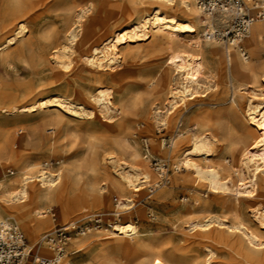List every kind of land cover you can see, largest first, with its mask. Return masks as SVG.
I'll return each mask as SVG.
<instances>
[{
  "label": "rangeland",
  "instance_id": "1",
  "mask_svg": "<svg viewBox=\"0 0 264 264\" xmlns=\"http://www.w3.org/2000/svg\"><path fill=\"white\" fill-rule=\"evenodd\" d=\"M146 1L90 0L86 6L90 9L79 21V10L70 6L71 4L68 5L69 0H59L49 7L41 19L39 31L35 26H26L18 38V46L49 36L56 44L71 45L76 51L84 35L85 23L93 16H103L106 5L113 7L117 17H124L110 23L109 30L112 35L128 27L136 9ZM178 2L179 0L177 4ZM167 14L178 20H186L174 11ZM203 30L204 26L198 24L199 37ZM72 31L76 35L75 40L70 39ZM151 34L148 40L132 41L121 46V58L111 68H72L69 72H64L69 75L68 78L55 75L51 49L42 54L40 73L31 76L26 71L27 64L20 62L17 54H0V108L12 109L15 105H21L23 100L36 99L38 96L45 100L62 97L75 104L82 102L86 114L80 118L71 116L65 109L45 108L20 116L0 110V129L4 126L7 130L6 142L0 147V185L8 183L9 190H15L19 186L21 177L17 159L25 153L39 162L43 169H49L52 173L62 171V181L51 193V200L37 207L45 212V218L49 222L47 226L31 236L20 220L9 217V222L20 227L34 253L47 257L52 256V253L41 243L44 235L70 223L89 222L98 215L104 222L114 224L130 216L143 234L134 241L129 239L125 244L128 251L119 254L113 251L117 239L114 236V224L107 231L96 230L89 235L75 237L68 245L67 256L62 264H98L102 261L136 264L133 262L135 246L144 251L141 257L144 261L156 254L167 264H200L210 261L212 264H251V260L245 258L248 247L243 236L229 232L227 222L234 221L240 211L244 225L264 243V225L254 216L253 207L244 204L233 207L226 197L214 201V195L209 193L205 182H199L197 186L189 177L182 182L186 170L177 172L172 166L174 160H168L175 150L172 148L170 135L179 116L181 122L177 131L183 130L186 133L183 138L191 133L205 134L195 117L215 114L218 115L224 131L231 134L241 132L244 128L243 113L248 98L245 88L250 79L232 77L221 81L214 76L207 84L208 89L202 88L194 100L188 101L187 106L182 107L172 121L173 129L167 125L163 127L160 123L154 124V112H165L162 101L166 103L167 91L163 76L171 69V62L165 45L158 43L156 34ZM251 34L246 38L244 48L249 55L248 62L253 67V74L260 79L264 72V41L251 45ZM207 44L203 42L204 48L208 47ZM215 45L224 52L221 44ZM204 59L207 68L217 67L216 62L212 63L206 56ZM222 60L225 61L224 55ZM170 81L175 83L178 80L172 74ZM254 86L264 89V83ZM97 87L109 91L112 106L109 111L98 108L95 116H92L89 115L91 109L87 102ZM233 98L235 104L232 103ZM235 105L237 108L233 110L232 106ZM123 128L126 129L125 136L120 132ZM58 137L65 144V148L60 151L53 150V142ZM24 139L32 147L27 152L21 150ZM142 140L148 142L152 157L161 162L162 171H158L154 163L144 159ZM186 147L187 144H184L183 148ZM110 157L113 159L110 160ZM216 157L221 161L223 159L231 179L235 181L236 176L231 167L234 168L236 163L231 154L221 147L214 148L212 157H209L210 165H215L213 163ZM134 160L146 163L154 178L141 185L138 193H133V189L128 187V194L122 195L114 191L111 185L119 177L122 167H125L124 163L135 165ZM196 160L201 161L202 158ZM45 162L52 163L53 166H43ZM56 162L60 164L55 165ZM70 167H73V173L69 176L67 171ZM92 193L105 198L99 207L91 206L90 198L86 201L85 195ZM196 197L205 202L202 206H206V211L200 213L193 210ZM125 207L133 208L125 211ZM22 210L33 215L30 206H24ZM115 213L117 216H113ZM208 219L212 223L209 228H205L203 223ZM217 220L225 222L226 225L218 226ZM195 224L199 226L192 228ZM192 240L196 242L187 245V241ZM101 249L107 250V253L100 258L96 257ZM250 250L252 255L264 257V247H252Z\"/></svg>",
  "mask_w": 264,
  "mask_h": 264
},
{
  "label": "bare ground",
  "instance_id": "2",
  "mask_svg": "<svg viewBox=\"0 0 264 264\" xmlns=\"http://www.w3.org/2000/svg\"><path fill=\"white\" fill-rule=\"evenodd\" d=\"M58 1L0 0V54H17V59L27 64L26 71L29 76L40 73L42 54H46L49 49L52 51V69L55 71V75L60 78H68L69 75L64 74V72H69L72 68L79 69L87 66L97 70H102L105 67L111 68L121 58V46L132 41L148 40L152 36L150 33H154L158 36V43L165 45V50L171 62V69L163 76V84L167 91L166 103L162 101V105H165L163 106L165 112L156 110L152 116L153 123H160L163 127H171L173 125L172 121L182 110V107H186L188 101L194 100L202 88L208 89L207 84L214 76L221 81L232 77L235 79H250L245 88L248 98L243 113L244 128L241 132L236 131L231 134L224 131L218 115L215 114L214 116L195 117V121L200 125V129L206 132L205 134L191 133L183 138L186 133L183 130L177 131V126L181 122V116H179L173 132L171 130L170 141L172 148L175 150L168 160H174L172 166L177 172L186 170L182 182L187 177L192 179L193 184L197 183V186L199 182H205L209 193L214 195V201L226 197L233 207L242 204L252 206L254 216L261 225H264V89H258L254 86V84L264 83V72L260 79L253 74V67L248 62L249 55L246 48H244L246 40L243 42L242 47L248 57L244 56L239 48H227L221 45L224 52L220 51L215 45L218 42L205 41L202 37L206 30L205 26L224 27L226 19L223 16L203 14L198 6V0L196 2L195 0H179L178 4L177 0H147L136 9L128 27H124L112 35L109 30L110 23L115 19L120 20L124 17H117L118 14L114 12L113 7L106 5L107 8L103 16H93L85 23L84 35L76 51L71 45L56 44V41L51 40L49 36H45L40 40L27 41L18 46V38L24 32L26 26H35L39 31L42 25L41 19L49 7ZM89 1L69 0L68 5L71 4L70 6L79 10L77 16L79 21L90 9L86 7ZM169 11L177 12L186 20L182 21L168 16ZM253 12L256 13L257 8L254 7ZM198 24L204 26L200 37L198 36ZM250 33H252L251 45L264 41V20L255 22L251 26ZM69 36L72 40L76 38L74 31ZM203 42L208 43V47L204 48ZM223 55L225 61L222 60ZM204 56L209 58L212 63L216 62L217 67L207 68L204 63ZM172 74L176 76V81L178 80L175 83L170 81ZM87 103L91 109L89 115L95 116L98 108L101 111H109V107L112 106L111 95L107 89L97 87L90 94ZM232 103L235 104L234 98ZM45 108L65 109L66 113L74 117L81 118V116L86 115L82 102L75 104L62 97L55 100H45L38 96L36 99H25L21 105H15L12 109L2 107L0 110L4 109L3 111H7L10 115L22 116L25 113H33ZM235 108H237L236 105L232 106L233 110H236ZM125 130V128L120 130L124 136L127 135ZM6 131V128L2 126L0 129L1 148L6 142ZM184 144H187L185 149L183 148ZM64 146L61 137L53 142V150H63ZM217 147H221L222 150L230 153L236 163V168L231 167L236 176L235 181L231 179L230 171L224 165L225 162H222L223 159L221 161L216 157L213 163L215 165H210L209 157H212L213 149ZM31 148L28 140L24 139L21 142L22 152H27ZM197 158H202V160H196ZM111 159L113 158L110 157ZM17 161L19 163L18 173L21 177L19 186L15 190H9L8 183L4 182L0 185V229L8 225L10 223L8 218L12 217L20 220L29 234L34 236L38 230L49 224L45 218V212L37 207L51 200V193L62 181V171L52 173L49 169H43L40 163L32 160L27 153L19 157ZM134 162L135 165L124 163L123 166L125 167H122V171L118 173L119 177L115 178L111 185L114 191L116 190L118 193L125 195L128 194L127 188L130 187L133 189V193H138L141 185L153 180L154 176L148 170L146 163L138 160H134ZM226 164H229V161H226ZM45 165L51 166L47 162L43 164V166ZM72 173L73 167H70L67 175L70 176ZM168 181L170 182V179ZM85 198L86 201L87 198L92 199L91 206L93 207H99L101 201L105 200L96 193L86 194ZM203 203L205 202L202 199L196 197V206L193 210L200 213L206 211V206H202ZM23 204H26L24 206H30L33 215H29V213L22 210ZM87 207L85 206V208ZM132 208L125 207V211ZM216 222L218 226L226 225L225 222L219 220ZM211 223L212 221L208 219L203 223V227L209 228ZM227 223L229 232L240 233L243 236L248 247L245 258L251 260V264H264V257L254 256L250 252L252 247L263 248L264 243L261 242L256 233L244 225L240 211H238L234 221ZM76 224L70 223L66 226H71L73 229ZM114 225V236L117 238L115 241L116 246L113 249L115 254L128 251L125 245L128 240L134 241L135 238L143 235L139 226L131 220L130 216L124 217L122 221L116 222ZM198 226V224H195L192 225V228ZM75 237L79 236L72 234L70 242ZM195 242L194 240L187 241V245H192ZM45 247L52 253V256L39 255V257L54 258V253L46 245ZM28 248L32 253L33 248H30L29 245ZM133 251H135L133 262L136 264H167L156 254H152L147 261L142 260V252L144 251L138 246L133 247ZM106 253L107 250L101 249L100 254H97L96 257L100 258ZM98 264H112V262L102 261ZM200 264H212V262Z\"/></svg>",
  "mask_w": 264,
  "mask_h": 264
},
{
  "label": "built area",
  "instance_id": "3",
  "mask_svg": "<svg viewBox=\"0 0 264 264\" xmlns=\"http://www.w3.org/2000/svg\"><path fill=\"white\" fill-rule=\"evenodd\" d=\"M198 6L205 15H221L226 19L224 27L205 26L203 40L218 42L227 48H239L242 54L248 57L242 45L250 34L251 26L258 20H264V0H198ZM254 7L257 8L256 13L253 12ZM142 146L145 159L154 163L158 171H162L160 162L151 156L146 140H142ZM50 165L53 166L52 163ZM113 216H117L116 213ZM113 224L114 222H104L101 217L96 216L89 222L79 221L73 229L71 226L61 227L53 233L44 235L42 243L55 255L52 259H46L39 257V254L31 253L19 226L10 222L0 229V264H62L67 256L72 234L83 237L96 230L112 229Z\"/></svg>",
  "mask_w": 264,
  "mask_h": 264
}]
</instances>
